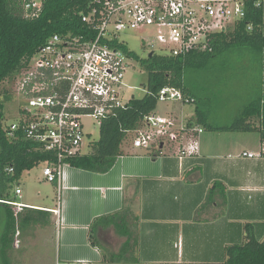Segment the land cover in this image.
I'll list each match as a JSON object with an SVG mask.
<instances>
[{
    "label": "built area",
    "instance_id": "2783aa9c",
    "mask_svg": "<svg viewBox=\"0 0 264 264\" xmlns=\"http://www.w3.org/2000/svg\"><path fill=\"white\" fill-rule=\"evenodd\" d=\"M45 1L21 0L29 18L40 14ZM250 4L264 10V0H91L80 14L83 29L48 38L11 82L12 94L17 97V120L4 126L6 135L23 138L53 154V161L41 163L42 177L63 192L69 167L66 160L83 151L84 119L92 118L100 128L103 120L135 98L124 96V78L136 56L120 39L121 34L151 30L150 43L159 47L162 55L185 58L192 52L211 51V36L245 21ZM245 30L252 32L253 24L246 23ZM156 97L158 102L181 105L195 101L174 87L161 88ZM202 133L199 126L154 112L128 132L133 148L151 151L174 144L179 158L199 155ZM229 157L264 158V142L258 152ZM6 171L12 173L13 169ZM15 193L22 196L19 188ZM60 202L58 197L57 209L50 210L59 224L63 220ZM4 203L12 207L15 217L25 208L18 202Z\"/></svg>",
    "mask_w": 264,
    "mask_h": 264
},
{
    "label": "crops",
    "instance_id": "0c3cea01",
    "mask_svg": "<svg viewBox=\"0 0 264 264\" xmlns=\"http://www.w3.org/2000/svg\"><path fill=\"white\" fill-rule=\"evenodd\" d=\"M182 108L179 106L162 116L190 122L194 110L185 119L184 115L179 116ZM236 139L219 134L205 135L203 129L199 136V155L191 158H179L174 144H163L157 150L145 151L133 148L132 142L125 139L121 155L107 173L85 171L69 165L66 188L61 195L52 184L54 206L21 202L22 196L19 198L15 193L19 188L23 194L19 184L12 191L15 198L12 202L21 203L27 209L50 213L49 222L52 217L53 225L58 228L59 240L64 237L68 248L74 247L78 253L71 258L63 252L58 264L81 260H88L91 264L106 262L103 260L105 246L102 244L99 249L90 243V226L99 217L125 211L127 213L121 220L122 233L113 227L100 228L97 232L99 241L100 231L111 228L123 240L122 246L128 243L125 255L129 256L132 247H140V253L146 257L139 262L145 264L183 260H191L190 264L193 261L218 262L225 258L228 246L243 244L249 236L259 241L264 239V158L229 157L232 151L255 152L248 148L235 149L234 146H238ZM261 146L262 143L260 149ZM89 152L90 149L86 153L82 151L81 155ZM58 197L63 219L60 224L50 212L57 209ZM170 202H177L174 208L169 206ZM159 221L165 224L157 227ZM154 226L161 230L150 236L149 231ZM186 228H191L187 238ZM16 232L20 233L19 229ZM149 236L153 238L151 243L148 242ZM199 245L205 246L208 257L200 256L196 249Z\"/></svg>",
    "mask_w": 264,
    "mask_h": 264
},
{
    "label": "trees",
    "instance_id": "16d2710c",
    "mask_svg": "<svg viewBox=\"0 0 264 264\" xmlns=\"http://www.w3.org/2000/svg\"><path fill=\"white\" fill-rule=\"evenodd\" d=\"M91 0H46L42 11L36 18H29L24 11L21 0H0V220L3 223L0 231V252L3 264H9L7 252L12 249L13 237L18 229L49 223L50 213L42 210L23 208L15 217L11 206L12 192L24 171H30L40 162L53 161L54 155L45 152L37 144L23 138L8 137L4 130V105L13 99L11 82L26 65L32 56L51 36L64 35L68 32L79 33L83 29L80 14L85 13ZM245 21L236 23L231 30L211 36V51H196L185 58L152 54L141 62L148 73L147 92L141 98H134L112 116L103 120L99 139L90 145V152L66 160L73 168L107 173L121 155V145L128 132L135 130L143 118L153 113L157 107V92L163 87L180 89L183 94L194 98V116L188 126H199L204 130L218 132H257L260 142H264V97L256 96L248 102L234 121L228 126H218L210 122V111L203 107L205 101L198 99L184 85L186 70L204 69L220 55L241 49L262 56L264 51L263 9L247 7ZM252 23L254 30L247 32L245 24ZM8 86V87H7ZM257 125H256V124ZM12 168V173L6 169ZM127 213L95 219L90 226V243L93 247L102 248L97 232L100 228L113 227L122 233V217ZM99 248V249H100ZM128 252L126 242L120 252L107 257L104 261H116L119 255ZM208 264H264V239L257 240L249 236L243 244L226 248L223 260Z\"/></svg>",
    "mask_w": 264,
    "mask_h": 264
},
{
    "label": "rangeland",
    "instance_id": "374dc122",
    "mask_svg": "<svg viewBox=\"0 0 264 264\" xmlns=\"http://www.w3.org/2000/svg\"><path fill=\"white\" fill-rule=\"evenodd\" d=\"M150 36L151 30L122 33L120 36V39L125 42L128 49L136 56V59L132 62V67L127 71L124 78L125 99L131 96L141 98L145 94L144 89H146L148 84V73L143 69L141 62L146 60L149 53L153 50L156 55L163 54L159 47L151 45ZM183 79L186 88L198 99L205 101L203 107L206 106L210 111V122L222 127L228 126L234 121L248 102L256 96L261 95L264 97V51L262 52V56H254L241 49H239V51L234 50L228 52L227 54L216 57L204 69L186 70ZM9 88H11V86H9ZM12 95L13 99L7 101L4 105L5 118L3 123L6 127L17 120V97L14 94ZM179 106L183 107L182 113L179 114V116L184 115L185 118L186 116L192 115L194 110L193 105H181L177 102H158L154 113L157 115H167L174 108L178 109ZM186 121L187 120H185V122ZM84 124L87 135L83 152L86 153L90 149L89 146L98 141L99 127L92 118H85ZM209 133L219 134L225 137L234 136L237 138L236 142L238 145L234 147L235 149H239V151L243 148L252 149L255 152L260 150V136L257 132L239 133L205 130V135ZM132 138V134H127V142H131ZM235 152L236 151H232L231 154H236ZM41 168L42 165H37L32 170L24 172L18 180L17 184L20 185L23 192L20 201L33 205L52 207L55 204L53 200L54 188L51 183L43 179ZM55 186L56 192H58V195H61V192L58 191V186L56 184ZM37 192L40 193V196L37 195ZM176 203L177 202H170L169 206L174 208ZM54 216L56 217V215ZM157 223L159 224L157 227H162L163 224H165V222L161 221ZM53 224L54 221L51 217L49 223L19 229V234L15 232L12 249L7 252L9 264H58V259L60 255L62 256L63 252L64 254L67 253L66 256H70L71 258L78 256L74 247L68 248L66 245L67 240H65L64 237L59 240L58 228ZM2 226L3 223L0 220V231ZM157 227L154 226V228L149 231L150 236L155 231L157 233L160 232L161 228ZM190 231L191 228H186L185 238L188 237ZM100 233V241L102 242L101 244L105 246L107 257L109 258V256L113 254L117 255L120 252L123 240L120 239L115 230L111 228L103 230V232L100 231ZM152 239L153 238L148 239V242L151 243ZM196 249L201 257H208L209 253L204 245L196 246ZM170 250H172L173 253L175 252L173 249ZM186 251H190L188 245ZM224 253L226 255V252ZM119 256V259L116 261L101 262L96 260L97 262H93L92 264H145L139 262L142 258L146 257V255L140 253V247H132L129 256L125 254H120ZM187 261L188 262L183 260L178 263L169 262L167 264H190L191 260ZM0 264H3L1 252ZM192 264L208 263L193 261Z\"/></svg>",
    "mask_w": 264,
    "mask_h": 264
},
{
    "label": "water",
    "instance_id": "95a60500",
    "mask_svg": "<svg viewBox=\"0 0 264 264\" xmlns=\"http://www.w3.org/2000/svg\"><path fill=\"white\" fill-rule=\"evenodd\" d=\"M152 56V53H149L148 57H151Z\"/></svg>",
    "mask_w": 264,
    "mask_h": 264
}]
</instances>
